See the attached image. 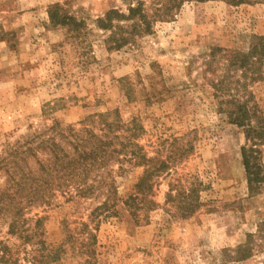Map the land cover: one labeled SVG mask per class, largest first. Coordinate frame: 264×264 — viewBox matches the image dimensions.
I'll return each mask as SVG.
<instances>
[{"label": "rangeland", "instance_id": "374dc122", "mask_svg": "<svg viewBox=\"0 0 264 264\" xmlns=\"http://www.w3.org/2000/svg\"><path fill=\"white\" fill-rule=\"evenodd\" d=\"M138 1L151 13L164 0H0V158L52 122L77 129L104 115L137 128L141 155L170 161L134 208L125 201L145 166L125 161L113 167L114 207L93 222L104 196L74 192H54L27 217H41L46 242L61 247L51 264H264V138L251 191L244 129L228 120L245 104L264 119V0L183 1L149 34L110 48L98 21ZM53 5L82 24L51 23ZM169 189L192 191L195 211L166 201Z\"/></svg>", "mask_w": 264, "mask_h": 264}, {"label": "trees", "instance_id": "16d2710c", "mask_svg": "<svg viewBox=\"0 0 264 264\" xmlns=\"http://www.w3.org/2000/svg\"><path fill=\"white\" fill-rule=\"evenodd\" d=\"M183 1L206 0H164L153 6L151 13L145 11L142 1H138L135 6L128 7L127 14L109 11L98 21V28L109 32L106 43L110 48L118 49L135 36L149 34L154 22L171 19ZM225 1L241 4L247 0ZM48 17L55 25L74 29L82 24L67 15L60 5H53ZM237 108L236 114H228V120L244 129L246 144L241 149L242 161L248 189L256 191L262 180L256 148L264 138V119L255 107L246 110L245 104ZM136 134V127H128L118 119L108 121L104 115H95L77 129L71 126L61 129L57 122H52L39 131L28 133L23 141L15 142L6 157L0 158V174L5 176L0 187V222L6 224V238H0V264L58 262L61 247L54 248L46 242L42 218L37 215L27 217L30 209L48 205L56 191L69 196L74 192L80 197L102 195L103 202L89 214L90 222H93L98 214L114 207L117 194L114 165L121 166L129 161L145 166L143 175L134 186V195L125 201V205L134 208L142 199L145 200L151 193V177L166 172L170 161L141 155L133 141ZM176 141L178 139H174ZM185 152L180 153L183 154L180 157ZM176 198L183 202L184 216L195 211L197 201L192 191H179L172 195L169 189L166 201ZM148 203L155 204L151 200ZM81 227L86 230L87 241L93 243L95 236L88 231L89 226L82 223Z\"/></svg>", "mask_w": 264, "mask_h": 264}]
</instances>
